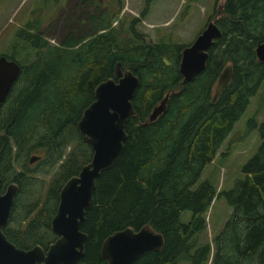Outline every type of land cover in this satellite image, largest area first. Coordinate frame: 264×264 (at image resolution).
Instances as JSON below:
<instances>
[{
    "label": "trees",
    "instance_id": "obj_1",
    "mask_svg": "<svg viewBox=\"0 0 264 264\" xmlns=\"http://www.w3.org/2000/svg\"><path fill=\"white\" fill-rule=\"evenodd\" d=\"M88 20L95 23L92 33L64 32L54 45L39 27L27 25L15 33L18 49L4 55L20 66L19 78L0 107L2 188L9 182L19 186L4 229L7 238L26 249L36 243L45 247L55 237L49 222L59 190L92 155L77 122L93 100L95 86L116 79L120 62L140 80L131 100L135 112L124 126L127 138L119 159L96 181L81 226L87 234L85 254L75 264H106L100 255L105 237L145 224L162 233L165 244L133 264H206L211 245L199 243V234L219 195L232 213L214 237L212 264H264V122L248 119L260 143L232 188L217 193L207 179L199 181L264 80V62L255 53L264 40V0H223L216 21L222 34L209 48L204 70L189 82H181L178 72L186 45L146 42L137 32H126L123 38L111 30L108 15L93 12ZM227 65L232 66L231 79L213 101L217 77ZM166 93L165 112L147 121ZM72 139L88 147L81 164L73 152L67 153L44 196L23 202L32 175L25 162L33 154L40 156L38 164L54 154L60 161ZM186 210L190 217L184 222L181 213Z\"/></svg>",
    "mask_w": 264,
    "mask_h": 264
},
{
    "label": "water",
    "instance_id": "obj_2",
    "mask_svg": "<svg viewBox=\"0 0 264 264\" xmlns=\"http://www.w3.org/2000/svg\"><path fill=\"white\" fill-rule=\"evenodd\" d=\"M221 34L216 22L211 20L183 47L178 64L181 82L191 81L204 70L208 50ZM255 53L257 59L264 62V40L256 45ZM19 75V64L0 55V107ZM115 76L116 79L110 77L95 86L93 100L82 110L77 122L78 132L92 155L59 190L56 211L49 222L50 230L57 237L49 243L46 252L39 245L27 249L17 247L7 238L4 229L9 223L19 186L9 182L2 188L0 177V264H75L83 258L87 234L81 226L86 211L92 206L96 181L119 159L127 138L124 126L135 112L131 100L139 87V77L130 69L122 68L120 62L115 65ZM231 76L232 66L223 67L213 89V101L228 85ZM168 96L166 93L153 107L147 121H154L165 112ZM39 158L32 155L29 163ZM164 244L163 234L149 224L137 230L127 226L105 237L100 255L106 264H133L145 252L159 251Z\"/></svg>",
    "mask_w": 264,
    "mask_h": 264
},
{
    "label": "rangeland",
    "instance_id": "obj_3",
    "mask_svg": "<svg viewBox=\"0 0 264 264\" xmlns=\"http://www.w3.org/2000/svg\"><path fill=\"white\" fill-rule=\"evenodd\" d=\"M222 3L223 0H149L146 8L145 0H92L88 6L79 0H0V55L11 54L18 49L15 33L19 29L30 28L27 25L34 29L38 26L40 30L48 28V32L44 33L52 45L57 44L63 30L80 22L79 27H83L84 32H77L78 35L92 33L95 23L88 24L83 19L93 9L98 16L108 10L109 20H113L111 30L120 32L123 38L127 37L126 32H132L131 35L137 32L146 42L187 45L211 18L219 16L216 13L221 12ZM251 117L257 122H264V80L213 160L202 171L199 181L207 179L217 193L232 188L243 177V165L258 149L260 136L257 130L248 125ZM70 143L64 149L60 161H57L54 154L49 161L40 164L37 160L33 163L25 162L32 170V175L30 180H26L27 185L21 196L23 202L44 196L67 153L73 152L81 164L87 154V145L76 139ZM18 162H22V158ZM15 171H20L16 165ZM231 213L232 206L227 203L224 195L215 197L205 213L206 227L199 234V243L208 242L211 245L206 264H212L214 237L224 228ZM189 217L188 210L181 213L182 221H188Z\"/></svg>",
    "mask_w": 264,
    "mask_h": 264
},
{
    "label": "flooded vegetation",
    "instance_id": "obj_4",
    "mask_svg": "<svg viewBox=\"0 0 264 264\" xmlns=\"http://www.w3.org/2000/svg\"><path fill=\"white\" fill-rule=\"evenodd\" d=\"M66 2V1H65ZM145 2H146V7L148 6V2H149V0H145ZM92 3V0H90L89 2H87V3H85V5L86 6H88L89 4H91ZM68 5H69V3H68ZM67 5V6H68ZM222 10V9H221ZM93 12H95V10L93 9L89 14H87V16H86V18H84L83 20H85V22H87L88 24L90 23L91 24V21H89L88 20V17H89V15L91 14V13H93ZM62 13V12H61ZM64 13V12H63ZM103 15H108V10H106L105 12H103L102 13ZM217 14H221V12L220 11H218V13H216V16H217ZM218 17V16H217ZM108 19H109V17H108ZM211 20H213L214 22H216L217 21V18L216 19H213V18H211L209 21H211ZM208 21V22H209ZM207 22V23H208ZM82 22H80V24H81ZM206 23V24H207ZM80 24H77V25H71V26H69V27H67L65 30H63L62 32H69V31H73V32H84V30H83V27H79V25ZM38 27V26H37ZM48 28H46L45 30H38V31H40V32H48ZM51 231V230H50ZM52 232V231H51ZM53 233V232H52ZM54 234V233H53ZM55 235V234H54ZM57 236L55 235V237L53 238V240L52 239H50V240H48V243H47V245L44 247V246H42V245H40V244H38V243H36V244H33L32 246H30V247H28V248H31V247H33L34 245H39L40 247H42L43 248V250H44V252H46V250H47V248H48V245H49V243H51V242H53L54 240H55V238H56ZM27 249V248H26Z\"/></svg>",
    "mask_w": 264,
    "mask_h": 264
}]
</instances>
